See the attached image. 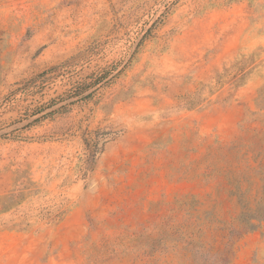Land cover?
<instances>
[{
  "label": "rangeland",
  "instance_id": "obj_1",
  "mask_svg": "<svg viewBox=\"0 0 264 264\" xmlns=\"http://www.w3.org/2000/svg\"><path fill=\"white\" fill-rule=\"evenodd\" d=\"M262 159L264 0H0V264H264Z\"/></svg>",
  "mask_w": 264,
  "mask_h": 264
},
{
  "label": "trees",
  "instance_id": "obj_2",
  "mask_svg": "<svg viewBox=\"0 0 264 264\" xmlns=\"http://www.w3.org/2000/svg\"><path fill=\"white\" fill-rule=\"evenodd\" d=\"M38 120V118H36L34 121ZM263 159L262 162H260L259 167L260 170H262V168H264V164H263ZM262 174L264 175V172H262ZM263 191V196H264V188H262ZM263 200V198H262ZM260 200V203L263 205V201ZM251 219H255L257 222L261 223L264 221V210H254V212L252 214H250L249 217H247V219H243L242 220V225L243 227H247V229H251L252 224L250 223Z\"/></svg>",
  "mask_w": 264,
  "mask_h": 264
}]
</instances>
